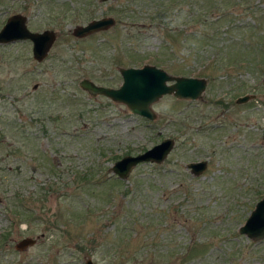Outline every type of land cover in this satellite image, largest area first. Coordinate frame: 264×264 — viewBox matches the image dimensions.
Returning <instances> with one entry per match:
<instances>
[{"label": "rangeland", "instance_id": "1", "mask_svg": "<svg viewBox=\"0 0 264 264\" xmlns=\"http://www.w3.org/2000/svg\"><path fill=\"white\" fill-rule=\"evenodd\" d=\"M162 2L0 0V27L17 12L29 29L56 33L39 61L28 39L0 42V264H264V238L237 231L264 193V67L260 77L222 67L199 73L223 40L168 41L154 21L192 30L187 14L198 4L174 0L161 11ZM249 4L255 16L241 3L231 19L262 25L264 0ZM104 15L115 19L108 28L71 34ZM143 63L205 77V88L197 99L160 96L147 119L78 85L87 77L115 87L118 67ZM241 82L254 96L237 103L242 94L227 91ZM167 136L174 142L161 162H139L123 179L110 171L115 159ZM200 159L206 168L191 173L186 163ZM85 172L94 176L82 179ZM14 193L29 195L26 221L19 206L9 209ZM25 235L36 241L15 249Z\"/></svg>", "mask_w": 264, "mask_h": 264}, {"label": "water", "instance_id": "2", "mask_svg": "<svg viewBox=\"0 0 264 264\" xmlns=\"http://www.w3.org/2000/svg\"><path fill=\"white\" fill-rule=\"evenodd\" d=\"M111 15L92 18L84 24H76L71 28V34L77 37L91 32L103 30L114 23ZM54 30L45 28L31 30L26 25V17L21 13H12L6 17L0 27V42H11L28 39L31 42L32 57L39 61L43 59L55 39ZM118 72L120 83L108 86L95 83L87 77H81L78 85L90 95H104L113 101L123 103L129 112L153 119L155 112L151 103L164 94H172L183 99H197L206 85L205 77L192 75L170 74L162 67L150 63L140 66H120ZM253 93H245L235 97L240 103L252 98ZM173 138L164 137L152 146L134 154H124L115 159L109 169L119 178H125L129 171L139 162H161L173 146ZM193 174H199L206 168V160H194L186 163ZM239 233L257 240L264 238V193L255 201L243 222L237 227ZM36 236L25 235L13 244L17 250H22L36 241ZM84 264H93L90 257L84 259Z\"/></svg>", "mask_w": 264, "mask_h": 264}, {"label": "trees", "instance_id": "3", "mask_svg": "<svg viewBox=\"0 0 264 264\" xmlns=\"http://www.w3.org/2000/svg\"><path fill=\"white\" fill-rule=\"evenodd\" d=\"M172 1L174 0H168L166 4L162 2L161 11L166 10L168 8V3ZM195 2H197L198 5L193 7L191 12L187 14L188 20L196 25L192 30H186L184 28H167L166 21L161 22L156 18V11L149 15V19L155 20L154 18H156L157 21H154V23L158 27L161 26L165 28L164 34L171 37L170 39L168 38L169 40L167 39L168 41L180 39L184 41L190 39L204 43L205 41L214 40V37L217 35L221 37L223 41L220 42L218 46H215L214 49L217 51H214V53L208 57V60L198 69L199 73L201 72L207 77H210L209 72L212 68L216 69L222 67L223 69H249L253 74L260 77L264 67V21L262 20L263 24L261 25V20L258 21L257 19H253L252 23L241 25L231 19L233 18V14L238 13L236 7L241 3L245 4L243 9L254 16L257 9L249 4V0H211L209 3H205L206 0H202L200 4L198 3L199 0H195ZM259 10L264 12V8ZM157 14H159V11H157ZM158 17L160 18V15H158ZM213 23L217 25L212 26ZM233 31H236L237 35L234 34ZM249 31L252 33L248 34ZM246 88L247 84L241 82L232 86L229 89L230 91L227 92L229 94L235 91L236 95L239 93L245 94ZM93 176L94 174L89 176L85 172V174L83 173L81 175V178L88 180L89 177ZM97 177L99 178L97 180L99 183L103 177ZM10 198H12L11 200L13 201H17V203L10 204L9 209H14L13 206L16 205L19 206L21 211L16 207L15 212L17 214H22L23 219L26 221L28 219V214L32 213L30 207L25 204L28 201L29 195L19 196L14 193ZM12 218L14 220V217ZM0 236L5 237V233H1Z\"/></svg>", "mask_w": 264, "mask_h": 264}, {"label": "flooded vegetation", "instance_id": "4", "mask_svg": "<svg viewBox=\"0 0 264 264\" xmlns=\"http://www.w3.org/2000/svg\"><path fill=\"white\" fill-rule=\"evenodd\" d=\"M26 17V16H25ZM26 20H27V17H26ZM27 25V24H26ZM98 31H101V30H98ZM97 32V31H96ZM31 43V42H30Z\"/></svg>", "mask_w": 264, "mask_h": 264}]
</instances>
